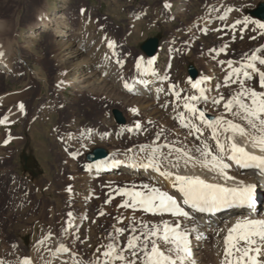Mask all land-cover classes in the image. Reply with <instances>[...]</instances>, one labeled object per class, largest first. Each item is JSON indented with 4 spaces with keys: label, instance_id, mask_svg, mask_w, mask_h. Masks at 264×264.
<instances>
[{
    "label": "rangeland",
    "instance_id": "rangeland-1",
    "mask_svg": "<svg viewBox=\"0 0 264 264\" xmlns=\"http://www.w3.org/2000/svg\"><path fill=\"white\" fill-rule=\"evenodd\" d=\"M165 2L0 0V51L5 54L0 58L5 67L0 72V119L5 116L9 119L0 124V260L4 259L6 264L11 263V258L27 256L26 249L48 233H52L50 241L70 247L80 264H89L95 259L96 247L108 242L109 232H114L116 227L128 228L127 219L123 224L117 223L120 217L135 215L148 224L160 221L159 216L118 207L123 202L120 196L105 203L117 187L142 183L161 187L157 182L131 173L125 175L119 171L121 167H114L118 175L109 179L102 177L107 171L104 168L98 173L84 170L85 165H92L85 155L94 148L108 151V158L100 161L105 163L129 148L150 144L162 128L168 141L192 145L193 137L187 135V130L162 114L167 109L160 105L170 96L156 92L159 99L156 97L154 105L145 108L139 100L151 97L143 92L128 93L120 77L134 83L139 75L136 60L143 57L147 61L140 46L149 38H157L159 45L154 56L158 73L169 75L171 83L188 88L186 81L191 78L187 68L192 65L197 73L191 80L210 76L211 85H218L219 92L227 97L235 91V86L224 87L227 65L222 66L219 61L232 60L235 65L245 53L264 45L261 35L264 30L252 31L254 24L244 32L239 30L240 26L231 27L236 19L244 17L264 23L250 15L264 0H167L172 5L170 9L164 8ZM229 7L241 11L227 12ZM81 9L85 10L83 15ZM225 14L226 20L221 21L219 16ZM56 15L63 19L47 21ZM46 23L52 30L43 29ZM64 26L75 38L76 45L70 51H79L78 57L63 49L66 45L61 43L59 31ZM104 37L115 41L114 49L107 47ZM220 48L226 51L218 55L210 51ZM106 56L110 59L106 60ZM117 58L124 61L123 68L114 62ZM95 72L108 77L100 79L108 82L109 89L104 82L94 85L97 89L94 92L90 91L92 87L83 88V82L73 83ZM253 76L254 81L249 83L259 90L255 83L258 76ZM88 79V83L94 80ZM157 82L167 89L168 82ZM215 94L216 89L210 93ZM21 103L23 113L19 110ZM208 106L209 117L223 112L221 107ZM132 107L139 109V115L129 111ZM150 108L162 110V116L153 118L148 114ZM113 110L122 115V125L115 122ZM136 122L141 123L142 129L128 132ZM88 130H91L90 138H86ZM9 137L12 139L5 145L4 140ZM70 152L79 155L73 159ZM23 154L29 157L27 163L22 159ZM69 185L73 188L71 195L66 191ZM68 211L75 213L78 231L76 228L64 231ZM101 211L105 215L99 216ZM128 234L126 231L120 237L121 246L126 244ZM222 243L214 247L218 252L216 261L212 256L202 264H220L222 248L218 249L223 247ZM70 259L73 262L71 256Z\"/></svg>",
    "mask_w": 264,
    "mask_h": 264
},
{
    "label": "snow or ice",
    "instance_id": "snow-or-ice-1",
    "mask_svg": "<svg viewBox=\"0 0 264 264\" xmlns=\"http://www.w3.org/2000/svg\"><path fill=\"white\" fill-rule=\"evenodd\" d=\"M171 7L166 0L164 8ZM233 10L239 12L241 8L229 7L227 12ZM84 12L85 10L81 9L82 15ZM226 18V14L219 16L221 21ZM250 24L255 25L252 31L264 30V23L251 21L248 17H244L243 20L236 19L231 27L240 26L239 30L244 32L249 29ZM261 35H264V32H261ZM103 39L109 49L115 48V41L107 37ZM252 39L256 37L253 36ZM175 51L179 52L180 49ZM210 51H216L218 55L225 52L226 48ZM4 55V52L0 51V58ZM115 56L113 51V57ZM105 59L110 57L106 56ZM156 60L155 56L148 58L146 62L143 57L138 58L135 67L139 75L134 78V83H129L121 76L123 88L132 93L137 90V85L146 88L153 80L159 81L160 84L168 82L167 89L162 86L156 87L157 93L171 97L160 107L171 108L174 113L172 119L187 130L189 137H193L199 143L188 146L177 141H168L162 128L150 144H142L138 149L129 148L126 153L114 156L103 165L95 166L98 171L102 167L107 170L120 165L150 170L175 189L178 196L153 183L133 184L131 187L114 189V195L105 200L106 204L111 203L115 196H120L123 202L118 207L130 209L133 213L142 212L159 216L161 219L158 223L148 224L135 215L120 217L117 223L123 224L127 219L128 228L116 227L114 232H109L108 242L96 247L95 259L89 264H190L193 256L190 237L193 232L199 233L194 213H214L230 207L250 210L255 208L256 185L237 181L235 176L228 174V169L235 164L240 169H255L264 174V69L260 67L264 66V45L257 47L250 54L245 53L235 65L232 60L219 61L222 66L227 65L223 77L224 87L235 86V91L227 97L219 92L218 85H211L212 77L207 75L201 76L200 79L187 80L188 88L171 83L169 75L157 72ZM114 62L123 68V60L117 58ZM253 73L258 74L255 83L258 84L259 90L249 83L254 81ZM214 89L216 94L210 95ZM208 105L222 107L223 112L209 118ZM19 110L23 113V103L19 105ZM129 111L133 115H139V109L136 107L130 108ZM6 122H9L7 116L0 119V124ZM141 129V123L136 122L134 128H129L128 132ZM90 136L91 130H88L86 138ZM238 137L244 138L245 143H238ZM11 139L12 137L5 139L4 144L7 145ZM249 146L261 154L248 151ZM65 151L68 149L65 148ZM69 155L75 159L79 153L70 152ZM182 166L184 169L200 168L211 173L213 179H222L224 183L212 182L199 174H182ZM92 167L85 165L84 170L90 172ZM228 181L233 183L229 185ZM66 191L70 195L73 194L72 186H67ZM185 206L191 211L186 210ZM66 215L64 231L67 232L71 228L78 231L75 213L68 211ZM98 215L103 216L105 213L101 211ZM165 216L170 219H165ZM83 219L86 220L87 216L85 215ZM185 222H188L191 228L187 227ZM126 231L129 233L127 242L121 246L120 237ZM221 232H224V229L218 230L216 235L219 236ZM72 235L79 240L76 232ZM51 237L52 233H48L37 242L38 245L45 246L42 251L38 249L41 251L40 258L44 264H53L59 259L60 254H69L73 264H80V261L75 259L76 253L65 243H60L54 250L47 247V241ZM202 238V233L196 236L197 240ZM43 252H48L49 256L45 257ZM0 264L6 262L0 260ZM18 264L34 262L30 257H24ZM60 264H68V261L60 260ZM220 264H264V219L251 215L244 216L227 227L223 236Z\"/></svg>",
    "mask_w": 264,
    "mask_h": 264
},
{
    "label": "bare ground",
    "instance_id": "bare-ground-1",
    "mask_svg": "<svg viewBox=\"0 0 264 264\" xmlns=\"http://www.w3.org/2000/svg\"><path fill=\"white\" fill-rule=\"evenodd\" d=\"M182 1L183 2H187V0H182ZM56 16L54 17V19L48 18L47 21L49 20L52 23V22L55 21L56 18L57 19H63V17L61 15H56ZM56 25H58V24H56ZM42 27H43V29L52 30V29H50V26H49L48 23L44 24ZM56 28H58V27L56 26ZM59 33H60L59 36H60V39H61V43L66 45L63 49L64 50H68L67 54H70L73 57H78L76 55L79 53V51H74V53H73V51H70L72 49V47L74 45H76V41H75L74 36H72V35H70L68 33V28L66 26H64L59 31ZM63 39H64L65 42L63 41ZM76 52H77V54H76ZM145 62H146V60H145ZM60 64H61V62H60ZM4 68L5 67H4L3 63L0 60V72H3ZM78 69H79L78 66H76L75 71H77ZM211 71H213V70H211ZM212 75L213 74L211 73V76ZM253 75L258 76L257 73H253ZM102 76L104 77V74L102 75V73H100V72H95L92 75H90L89 77L82 79L81 81H74V82L72 81V82L75 83V84L83 82V84H84L83 88L84 87H86V88L87 87H92L90 89V91L94 92L93 91L95 89V88H93L94 85L99 84L101 82L105 83V81H104L105 79H103V80L100 79ZM88 78H93L94 80H92L91 83H88V81H87V80H89ZM104 78H108V77L106 76ZM214 79H216V78H214ZM213 82H214V80H213ZM107 83H105V87L108 86L107 88L109 89V85ZM157 83H158L157 81L153 80V81L150 82L149 87H146V88L137 85L136 86L137 90L132 92V93H130V94L134 95V94H138V92H143V95H149V97H151V98H148V99H145V100H143V98H142L139 101L141 102V105L144 104L145 108L151 107L152 106L151 104L154 105V101L156 100V97L158 96L157 93H156V87L159 86V84H157ZM95 90H97V89H95ZM216 108H218V107H216ZM161 111L160 110H156V109H151V111L148 114L153 116V118H157L159 116H162L161 113H160ZM220 113H222V112H220ZM158 114H160V115H158ZM162 114L163 115L166 114V116H168L170 118V117L173 116L174 113L167 109V112L165 111ZM165 122L168 123L167 121H165ZM237 139H238V143H240V144H244L245 143V139L244 138L238 137ZM191 142H192V145L199 143L198 141H195L194 138L191 139ZM138 148H139V146H135L133 149H138ZM247 150L250 151V152H255V154H257V155L261 154L257 150L253 149L251 146H249ZM229 163H231V162H229ZM97 164H101L102 165V164H105V163L104 162L103 163H100V162L93 163L92 164V166H93L92 167V172L98 173L100 171V170L98 171L96 169V167H95ZM120 167H121V170L119 169ZM127 167H129V166H127ZM123 168H125L124 165L117 166V169H119V171H121L123 174L125 173V175H127L126 173H129V172L124 170ZM129 169L132 171V173L133 172H137V174L134 173L133 175H138L139 177H141L143 179L145 178V179H149V180H152L154 182H157L161 187H164L166 191H169L171 194H174V195L178 196V193L176 192V190L171 188L170 185L166 181H164L162 178H159L156 173H154V172H152L150 170L146 171V170H142V169H132L130 167H129ZM114 170H115V168H108L107 171H105V173H103L102 177L107 178V179L116 177L118 174L114 173L115 172ZM139 172H141V173H139ZM181 172H182V174H194V175L195 174H199V175L204 176V178H206V179H208V180H210L212 182L224 183V181L222 179H219V178L213 179V175L211 173L204 172L200 168L184 169L183 166H182L181 167ZM228 174L235 176L237 181H243L246 184H254V185H256V188H255V208L250 210L248 208L230 207V208H226V209H221V210H219L217 212H214V213H208V212H205V213H194L195 218H196V227L199 229V233L203 234V238L200 239V240H197L196 236L199 233H196V232L192 233V236L190 237V239H191V246H192L193 256H192V258L190 260V264H202V263H204L206 261H209V259L212 256H214L213 259L215 258V255H217V257H218V254H217L218 252L215 251L214 247L219 246V242L220 243L223 242V236L226 234L227 227H230L231 224L234 223L238 218L251 215V216H255L256 218L264 219V174H261L259 172V170H255V169H240L235 164H232L231 168L228 169ZM227 183L229 185H231L233 182L232 181H228ZM260 207H261V209H260ZM186 210L191 211L190 209H187V207H186ZM165 219H170V217H167ZM185 225L187 227L191 228V225L188 222H185ZM220 229H224V232H221L220 235L217 236L216 233ZM58 245L59 244H57L54 240L47 241V247L52 248L53 250ZM222 245H223V243H222ZM44 247H45L44 245H38L36 243L31 248H27L26 249L28 251V255L27 256H20L19 258L16 257L17 259L11 258L13 260L11 261L10 264H18L19 260H21L24 257H30L33 260L34 264H44V261L41 260V258H40L41 251L43 250ZM221 248L223 249V247H219L218 251H220ZM1 249H3V248H1ZM38 249H40L41 251H38ZM219 254H220L219 256H221L222 250L219 252ZM43 255L45 257L49 256L48 252H43ZM60 260H67L68 264H73L72 260L70 259V255L69 254H60L59 259L55 260L53 262V264H60Z\"/></svg>",
    "mask_w": 264,
    "mask_h": 264
},
{
    "label": "water",
    "instance_id": "water-1",
    "mask_svg": "<svg viewBox=\"0 0 264 264\" xmlns=\"http://www.w3.org/2000/svg\"><path fill=\"white\" fill-rule=\"evenodd\" d=\"M250 15L264 21V3L259 4V6L255 10L250 12ZM157 46H158V39L149 38L140 46V50L147 57H151L155 54ZM187 72L191 78H194L196 76V70L194 69L193 66H188ZM112 113L117 124L124 123V119L118 110H113ZM107 156L108 153L106 150L102 148H95L90 153L86 154L85 159L87 162L93 163L96 161L106 159ZM22 159L25 163H27L28 156L23 154Z\"/></svg>",
    "mask_w": 264,
    "mask_h": 264
}]
</instances>
